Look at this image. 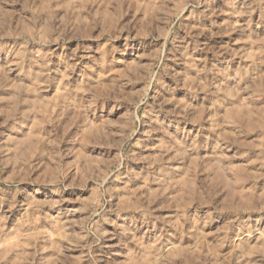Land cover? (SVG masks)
I'll use <instances>...</instances> for the list:
<instances>
[{"label":"rangeland","instance_id":"1","mask_svg":"<svg viewBox=\"0 0 264 264\" xmlns=\"http://www.w3.org/2000/svg\"><path fill=\"white\" fill-rule=\"evenodd\" d=\"M0 264H264V0H0Z\"/></svg>","mask_w":264,"mask_h":264}]
</instances>
